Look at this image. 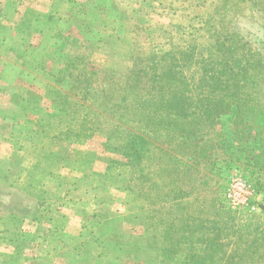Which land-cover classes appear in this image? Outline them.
Here are the masks:
<instances>
[{
    "label": "rangeland",
    "instance_id": "rangeland-1",
    "mask_svg": "<svg viewBox=\"0 0 264 264\" xmlns=\"http://www.w3.org/2000/svg\"><path fill=\"white\" fill-rule=\"evenodd\" d=\"M233 31L239 45L264 41V0H0V189L48 206L37 220L0 215V264H159V219L171 264H264V148L254 138L239 151L233 114L220 118L225 151H211V170L162 137L169 172L145 179L105 145L111 101L72 89L87 77L118 93V79L150 63L188 78L206 66L197 60L224 57L217 39ZM58 93L77 102L71 119L59 120ZM234 171L255 187L256 211L224 206Z\"/></svg>",
    "mask_w": 264,
    "mask_h": 264
},
{
    "label": "trees",
    "instance_id": "trees-1",
    "mask_svg": "<svg viewBox=\"0 0 264 264\" xmlns=\"http://www.w3.org/2000/svg\"><path fill=\"white\" fill-rule=\"evenodd\" d=\"M234 31L223 39H217L216 48L222 49L224 57L220 60H197L196 64L205 62L206 66L194 70L188 78L183 67L171 68L170 75L150 63L148 67H133L118 79L117 82L123 83L118 93L95 89L87 77L77 81L78 87H72L78 90L80 100L90 104L103 98L111 101V105L104 107L101 113L102 117L107 116L109 124L103 131L107 138L105 145H115L114 149L122 156L124 165L142 171L140 177L146 179L156 170L169 172L168 167L165 169L162 164L164 161L171 164V156L163 150L162 137H168L171 144L174 141L182 144V156H191L196 166L202 164V169L211 170L215 165L211 161L214 156L211 151H225L224 139L217 130L224 115L234 116L232 125L239 151H243L254 138L259 147L264 148V41L261 37L262 40L239 45L242 39ZM246 43L250 48L244 50ZM148 61L152 62L151 58ZM54 102L61 107L57 113L59 120L71 119L78 113L77 102H72L67 96L58 93ZM94 114L101 115L96 111ZM250 118H253L251 122L248 121ZM216 137L218 139L214 143ZM168 186L169 192L164 195L171 201V180L166 188ZM162 197L163 194L159 200ZM43 204L39 196L29 194L18 198L0 189V215L37 220L48 208ZM161 222L163 219L154 221L152 226L158 232V238L167 242V247L158 248L157 256L159 264H171V226L162 238ZM208 260L211 261L210 257ZM187 264L199 262L195 260Z\"/></svg>",
    "mask_w": 264,
    "mask_h": 264
},
{
    "label": "built area",
    "instance_id": "built-area-1",
    "mask_svg": "<svg viewBox=\"0 0 264 264\" xmlns=\"http://www.w3.org/2000/svg\"><path fill=\"white\" fill-rule=\"evenodd\" d=\"M257 194L255 187L240 172L234 171L227 177L223 193V204L230 211L257 209Z\"/></svg>",
    "mask_w": 264,
    "mask_h": 264
},
{
    "label": "crops",
    "instance_id": "crops-1",
    "mask_svg": "<svg viewBox=\"0 0 264 264\" xmlns=\"http://www.w3.org/2000/svg\"><path fill=\"white\" fill-rule=\"evenodd\" d=\"M232 126H233V125H232L231 123H229V128L231 127V129H232V128H233ZM227 128H228V127H227ZM231 129H229V130L227 129V131H226V132H227V135L232 134L231 131H230ZM257 207H258V206H257Z\"/></svg>",
    "mask_w": 264,
    "mask_h": 264
}]
</instances>
